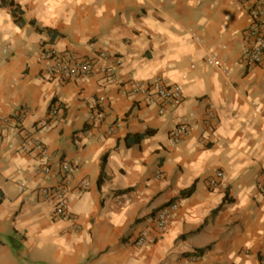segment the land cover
<instances>
[{"label":"crops","instance_id":"0c3cea01","mask_svg":"<svg viewBox=\"0 0 264 264\" xmlns=\"http://www.w3.org/2000/svg\"><path fill=\"white\" fill-rule=\"evenodd\" d=\"M13 1L21 14L0 7V116L11 119L0 139V264H264V61L247 63L253 2ZM50 48L106 53L111 71L51 79L40 60ZM210 52L231 77L206 63ZM159 80L184 97L164 114L133 92L135 81ZM181 125L192 133L173 147ZM67 164L74 219L57 220L40 190L57 187ZM125 194L131 201L119 205ZM173 202L176 219L155 231L153 216ZM147 228L151 243L136 247Z\"/></svg>","mask_w":264,"mask_h":264},{"label":"built area","instance_id":"2783aa9c","mask_svg":"<svg viewBox=\"0 0 264 264\" xmlns=\"http://www.w3.org/2000/svg\"><path fill=\"white\" fill-rule=\"evenodd\" d=\"M253 6L250 10V15L255 21L254 31L251 35L250 51L247 55V63L251 66H259L264 61V29L262 30L261 24L264 25V2L260 0H251ZM196 41L200 42L201 39L195 36ZM4 54H8V49H3ZM41 61L46 63L45 73L51 79H59L63 81H75L77 79H87L90 77H96L99 75H107L111 69L104 66V62L107 60L106 53H99L93 58H82L79 55H66L64 53L57 52L56 49L50 48L46 50L40 57ZM122 61H117V65H120ZM206 63L215 67L223 72L228 78L231 77V72L228 70L219 55L215 52H210L207 55ZM133 92L137 95L144 97L150 106H156L159 108L160 114H164L165 107H178L182 104L184 97L182 89L179 86L165 85L162 81H157L152 85L142 84L139 81L133 83ZM56 107L52 110L50 115V121L59 116L61 109ZM20 118H25L24 113L18 115ZM10 118L0 116V139L4 137L5 132L9 128ZM48 125V121L40 124L41 128H45ZM192 133V127L188 125H181L172 132V146L176 147L183 137H188ZM34 152L36 155L45 161L41 167V171L46 175L52 174V167L49 164V150L40 143H34ZM72 174V166L64 165L61 172L60 183L57 187H45L40 190V195L48 200H51L54 205V217L57 220H73V215L69 208V184ZM224 175L222 172L218 173L217 178L212 179L210 185L213 188H218L219 179ZM83 187H87L86 183H83ZM21 191L24 190L25 185L19 184ZM132 195L125 194L120 195L119 205L123 202L128 203L132 199ZM180 209V204L173 202L162 209L158 210L153 216L151 223H153L154 230L159 233H165L169 230L172 222L176 219L177 213ZM152 229H145L141 231L135 238L134 245L142 248L152 240Z\"/></svg>","mask_w":264,"mask_h":264},{"label":"trees","instance_id":"16d2710c","mask_svg":"<svg viewBox=\"0 0 264 264\" xmlns=\"http://www.w3.org/2000/svg\"><path fill=\"white\" fill-rule=\"evenodd\" d=\"M0 7L7 9L14 14L20 13L18 7H16L15 2L13 0H0ZM142 139H143V136H136V138H135V140H137V142H141ZM126 142H127L128 146H131V142L129 141V138L127 139ZM106 162H107V157H104L103 164H102V173H101V176H100V179L98 182L99 186H102V184L104 183V180H105V174L104 173H105ZM194 192H195V187H192L191 189L182 192V194H181L182 198H189L193 195Z\"/></svg>","mask_w":264,"mask_h":264}]
</instances>
